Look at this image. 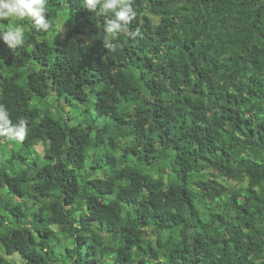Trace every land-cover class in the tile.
Wrapping results in <instances>:
<instances>
[{
  "label": "trees",
  "instance_id": "trees-1",
  "mask_svg": "<svg viewBox=\"0 0 264 264\" xmlns=\"http://www.w3.org/2000/svg\"><path fill=\"white\" fill-rule=\"evenodd\" d=\"M46 7L0 19V264H264V0H134L115 51Z\"/></svg>",
  "mask_w": 264,
  "mask_h": 264
},
{
  "label": "clouds",
  "instance_id": "clouds-1",
  "mask_svg": "<svg viewBox=\"0 0 264 264\" xmlns=\"http://www.w3.org/2000/svg\"><path fill=\"white\" fill-rule=\"evenodd\" d=\"M134 0H82V7L90 12L99 11L106 17L103 40L107 50L115 51L110 37L118 33H127L129 24L135 18ZM47 0H0V19L15 17L18 20L29 18L38 30L47 31L50 22L47 19ZM135 36L136 33H131ZM25 32L22 26L8 27L0 31V41L9 49H16L24 43ZM27 124L23 119L13 123L5 105L0 104V136L23 141L27 135Z\"/></svg>",
  "mask_w": 264,
  "mask_h": 264
},
{
  "label": "rangeland",
  "instance_id": "rangeland-1",
  "mask_svg": "<svg viewBox=\"0 0 264 264\" xmlns=\"http://www.w3.org/2000/svg\"><path fill=\"white\" fill-rule=\"evenodd\" d=\"M59 22H60V21H58L57 19H53V21L50 20V26H49V28H50V32L52 33L51 36H54V33L52 32V30L55 28V26H56L57 24H59V25H58V28H60L61 24H60ZM73 116H74V117H78L79 114H78V113H74ZM237 185H238V183H237ZM2 252H3V251H2ZM16 254H18V253H16Z\"/></svg>",
  "mask_w": 264,
  "mask_h": 264
}]
</instances>
